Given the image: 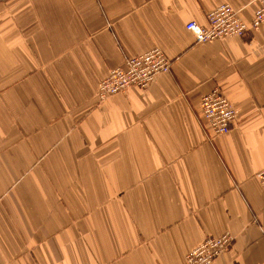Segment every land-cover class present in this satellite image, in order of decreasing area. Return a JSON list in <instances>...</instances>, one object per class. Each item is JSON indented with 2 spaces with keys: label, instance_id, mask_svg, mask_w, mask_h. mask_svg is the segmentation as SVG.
Masks as SVG:
<instances>
[{
  "label": "crops",
  "instance_id": "crops-1",
  "mask_svg": "<svg viewBox=\"0 0 264 264\" xmlns=\"http://www.w3.org/2000/svg\"><path fill=\"white\" fill-rule=\"evenodd\" d=\"M253 0H0V264H264V25L197 43L189 22ZM159 48L170 71L98 101L111 69ZM237 110L212 136L200 101Z\"/></svg>",
  "mask_w": 264,
  "mask_h": 264
},
{
  "label": "built area",
  "instance_id": "built-area-1",
  "mask_svg": "<svg viewBox=\"0 0 264 264\" xmlns=\"http://www.w3.org/2000/svg\"><path fill=\"white\" fill-rule=\"evenodd\" d=\"M258 4L253 18L243 21L238 11L228 4H223L208 12L206 25L189 22L186 30L191 32L197 43H210L227 37L243 38L247 33L264 25V0H253ZM170 61L159 48H154L140 56L125 60L123 66L111 69L106 78L98 84L99 102L121 94L131 88L145 90L160 74L170 71ZM237 110L220 88H214L200 101V118L210 135L227 134L237 119ZM256 178L264 190V169ZM234 238L229 232L220 236H209L194 250L186 254L183 264H213L221 255L228 253Z\"/></svg>",
  "mask_w": 264,
  "mask_h": 264
}]
</instances>
